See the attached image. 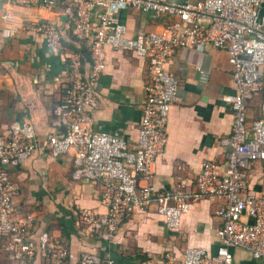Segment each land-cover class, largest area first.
I'll return each instance as SVG.
<instances>
[{
    "label": "built area",
    "instance_id": "2783aa9c",
    "mask_svg": "<svg viewBox=\"0 0 264 264\" xmlns=\"http://www.w3.org/2000/svg\"><path fill=\"white\" fill-rule=\"evenodd\" d=\"M20 8L64 5L70 25L64 32L43 21L27 31L62 53L68 62L70 86L53 109L55 132L41 150L58 158L76 154L77 180L99 181L106 213L82 211L85 226L107 239L136 211L151 208L170 231H177L191 201L204 197L225 199L218 210L223 220L216 255L200 247L188 248L181 259L168 264H234L232 249L240 248L264 264V190L250 185L255 163L264 162V0H9ZM133 9L154 18L170 17L163 32L131 35L119 20ZM74 44L71 48L68 44ZM199 46L223 50L231 68L234 95L226 101L232 113V131L217 139L226 149V164L205 161L194 189L157 191L148 184L154 162L163 155L171 107L180 90L167 65L179 49ZM82 47V48H81ZM129 52L148 65L145 101L136 143L132 146L109 132L95 129L96 88L105 65V49ZM85 50L88 59L82 54ZM261 99V117L249 108ZM39 149L37 132L30 124L14 123L0 131V234L13 261L26 263L38 251L50 264H117L96 256L70 253L49 235L30 240L33 218H20L15 204L18 187L10 169L24 164ZM140 180L147 183L140 185ZM247 217L246 221L244 218ZM104 233V234H103Z\"/></svg>",
    "mask_w": 264,
    "mask_h": 264
},
{
    "label": "crops",
    "instance_id": "0c3cea01",
    "mask_svg": "<svg viewBox=\"0 0 264 264\" xmlns=\"http://www.w3.org/2000/svg\"><path fill=\"white\" fill-rule=\"evenodd\" d=\"M63 11V4L29 9L0 0V131L14 123L30 124L37 132L39 146L24 164L10 169L18 187L15 204L19 216L33 218L30 240L37 243L40 236L49 235L63 242L77 258L91 255L117 264H168V257L181 259L192 247L216 255L223 228L217 212L225 199L191 201L177 231L168 230L154 208L123 219L107 239L81 221L82 211L98 217L106 213L100 202L103 185L75 178L74 152L55 158L41 150L55 132L53 109L70 86L69 66L62 53L51 51L42 38L27 31L47 21L69 32ZM119 20L131 35L163 32L171 21L170 17L154 18L133 9L122 11ZM147 68L144 59L129 52L105 49V65L96 88V130L124 139L129 146L136 143ZM167 70L178 80L180 90L169 113L163 155L154 162L148 184L162 192L182 186L193 190L205 161H216L222 167L226 164V149L216 140L232 131V113L226 101L234 95L231 68L225 51L196 46L179 49ZM249 116L261 117V99L251 103ZM145 184L140 180L141 186ZM250 185L264 190V162L255 163ZM6 241L0 234V264H50L41 251L26 263L13 261L5 251ZM232 252L234 264H261L243 249Z\"/></svg>",
    "mask_w": 264,
    "mask_h": 264
},
{
    "label": "trees",
    "instance_id": "16d2710c",
    "mask_svg": "<svg viewBox=\"0 0 264 264\" xmlns=\"http://www.w3.org/2000/svg\"><path fill=\"white\" fill-rule=\"evenodd\" d=\"M73 47L71 48H74L76 47L74 44L72 45ZM82 48V47H81ZM82 54L84 55L85 59H88V54L85 52V50H82Z\"/></svg>",
    "mask_w": 264,
    "mask_h": 264
}]
</instances>
